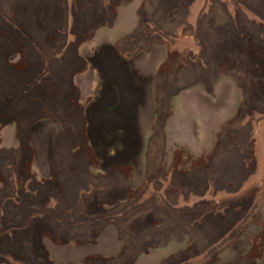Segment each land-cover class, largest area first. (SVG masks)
I'll return each instance as SVG.
<instances>
[{
	"label": "rangeland",
	"instance_id": "rangeland-1",
	"mask_svg": "<svg viewBox=\"0 0 264 264\" xmlns=\"http://www.w3.org/2000/svg\"><path fill=\"white\" fill-rule=\"evenodd\" d=\"M103 39L158 57L145 138L114 158L134 168L108 172ZM0 264H264V0H0Z\"/></svg>",
	"mask_w": 264,
	"mask_h": 264
},
{
	"label": "water",
	"instance_id": "water-1",
	"mask_svg": "<svg viewBox=\"0 0 264 264\" xmlns=\"http://www.w3.org/2000/svg\"><path fill=\"white\" fill-rule=\"evenodd\" d=\"M94 57L98 58L102 89L90 105V126L98 135L123 130L125 148L119 156L125 158L134 148L133 142L145 138L147 113L141 114L140 108L146 97L149 102L153 96L158 57L153 53L118 61L113 43L106 39L98 44Z\"/></svg>",
	"mask_w": 264,
	"mask_h": 264
},
{
	"label": "flooded vegetation",
	"instance_id": "flooded-vegetation-1",
	"mask_svg": "<svg viewBox=\"0 0 264 264\" xmlns=\"http://www.w3.org/2000/svg\"><path fill=\"white\" fill-rule=\"evenodd\" d=\"M81 46V45H80ZM80 51H83V53H80ZM87 52L86 48H83L80 50L79 48V52H78V56L80 57L79 61H78V69L77 71H75L73 77H74V84L78 85V89L80 90V92L84 93L85 96H80L79 100L77 102V104L82 105V98L85 100L87 97L86 95H88L89 97L93 96L95 91L99 90L101 87V81L98 78L96 71L94 69H92L91 64L87 61V59L85 58L84 54ZM124 59V57L121 54H118V60H122ZM71 88V85H70ZM194 125L197 124V120H193ZM196 122V123H195ZM44 136V133L41 134ZM125 135L123 132H115V133H104L102 135V137L100 136V138L98 139V157L101 160V167L103 168L104 166H106L107 168L103 169L105 170L104 172H108L111 171L112 168L116 165H126L127 163H125L124 161L122 162H118V161H114L116 158V154L120 153L119 151H121L123 149V143L122 141H124ZM165 140H164V145L167 146V140H168V134H165ZM199 138V137H198ZM176 140L178 143H180L179 148L176 146V148L178 149H182L183 145L185 146H189V142L183 140V137H176ZM176 140H174V138L171 140V142L173 141L176 142ZM172 143V144H173ZM47 142L45 141V138L41 141V146L45 147ZM169 150L167 148L163 149V156L167 157L169 154L172 153H177L178 150ZM165 150V153H164ZM183 150V149H182ZM193 150V151H192ZM191 153H194L195 156L197 155V149H192ZM167 151V152H166ZM174 153V154H175ZM179 153V152H178ZM142 156H146V149L143 150L142 152ZM133 163V162H131ZM128 166L131 165L134 168L133 164H127ZM86 229L84 230V234H87ZM78 239V238H77ZM74 240V239H73Z\"/></svg>",
	"mask_w": 264,
	"mask_h": 264
}]
</instances>
